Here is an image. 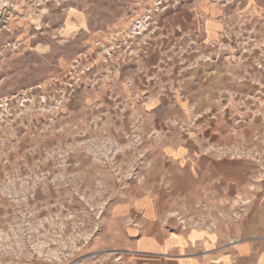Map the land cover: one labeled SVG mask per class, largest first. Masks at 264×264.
<instances>
[{
  "label": "rangeland",
  "instance_id": "rangeland-1",
  "mask_svg": "<svg viewBox=\"0 0 264 264\" xmlns=\"http://www.w3.org/2000/svg\"><path fill=\"white\" fill-rule=\"evenodd\" d=\"M206 128L264 163V0H0V264H77L137 190L202 207Z\"/></svg>",
  "mask_w": 264,
  "mask_h": 264
},
{
  "label": "crops",
  "instance_id": "crops-1",
  "mask_svg": "<svg viewBox=\"0 0 264 264\" xmlns=\"http://www.w3.org/2000/svg\"><path fill=\"white\" fill-rule=\"evenodd\" d=\"M77 15L71 29L84 25ZM204 134L171 152L188 172L189 202L202 207L188 209L184 185L137 190L108 205L106 226L77 264H264V163L230 142L227 128Z\"/></svg>",
  "mask_w": 264,
  "mask_h": 264
}]
</instances>
